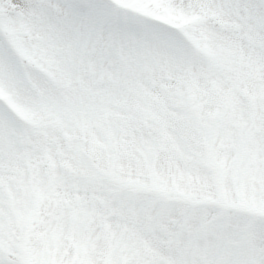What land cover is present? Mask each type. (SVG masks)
Returning <instances> with one entry per match:
<instances>
[{"label":"snow or ice","instance_id":"obj_1","mask_svg":"<svg viewBox=\"0 0 264 264\" xmlns=\"http://www.w3.org/2000/svg\"><path fill=\"white\" fill-rule=\"evenodd\" d=\"M0 264H264V0H0Z\"/></svg>","mask_w":264,"mask_h":264}]
</instances>
